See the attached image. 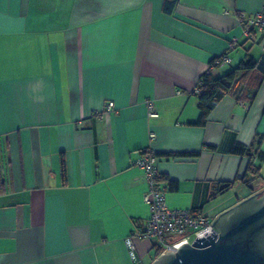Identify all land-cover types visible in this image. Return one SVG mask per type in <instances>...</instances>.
Listing matches in <instances>:
<instances>
[{
    "label": "crops",
    "instance_id": "obj_1",
    "mask_svg": "<svg viewBox=\"0 0 264 264\" xmlns=\"http://www.w3.org/2000/svg\"><path fill=\"white\" fill-rule=\"evenodd\" d=\"M263 10L264 0H0V264H150L149 242H135V259L126 244L150 215L134 165L146 150L170 209L213 220L263 189L260 73L202 125L194 92L230 42L213 79L246 55L264 67V38L238 22Z\"/></svg>",
    "mask_w": 264,
    "mask_h": 264
},
{
    "label": "built area",
    "instance_id": "obj_2",
    "mask_svg": "<svg viewBox=\"0 0 264 264\" xmlns=\"http://www.w3.org/2000/svg\"><path fill=\"white\" fill-rule=\"evenodd\" d=\"M238 22L242 26V35L245 38L251 39L256 34L264 38V10L251 17L245 13H240ZM237 46L236 41L230 42L227 52L214 58L205 73L211 72L214 67L228 63V52L233 51ZM201 84L199 79L197 86ZM197 86L194 90L196 95L199 93ZM146 107L150 118L158 116L151 100L146 101ZM105 109L108 112L112 111L113 104L109 102ZM150 137L154 138V133H151ZM158 163L159 158L153 152L146 150L134 164L143 172L147 184V189L143 194V202L148 206L150 215L145 224L136 228L126 239L132 259L136 257L135 242L137 240L149 242L155 254L157 253L159 256L166 252L174 253L181 245L192 244L196 238H206L212 232L217 234L211 225L212 219L192 210L168 208L165 192L158 185L161 178Z\"/></svg>",
    "mask_w": 264,
    "mask_h": 264
},
{
    "label": "water",
    "instance_id": "obj_3",
    "mask_svg": "<svg viewBox=\"0 0 264 264\" xmlns=\"http://www.w3.org/2000/svg\"><path fill=\"white\" fill-rule=\"evenodd\" d=\"M216 230L150 264H264V188L212 220Z\"/></svg>",
    "mask_w": 264,
    "mask_h": 264
},
{
    "label": "trees",
    "instance_id": "obj_4",
    "mask_svg": "<svg viewBox=\"0 0 264 264\" xmlns=\"http://www.w3.org/2000/svg\"><path fill=\"white\" fill-rule=\"evenodd\" d=\"M261 37L263 38V36ZM253 72L260 73L261 79H264L263 60L255 61L253 58L246 55L244 61H242L234 70L223 75L222 77L213 79L211 77V72L204 73L200 77V81L202 82V84L200 86H197V88L199 89V93L197 95L200 116L196 124H204L208 114L216 107V105L224 97L235 95L239 91V89H241L245 78ZM261 139L262 137H259L258 140L252 142V144L248 147L237 143L231 148V153L237 155H246L250 152V149L259 146ZM261 156L262 154H260V157ZM249 170H251V168H248V171ZM64 172L65 169L63 168L62 173L64 174ZM257 178L258 176L256 177V179ZM252 181L253 180L244 181V183L249 187V183ZM230 185L231 183H228L226 187H229ZM157 257L158 254L156 253L153 260H155Z\"/></svg>",
    "mask_w": 264,
    "mask_h": 264
}]
</instances>
